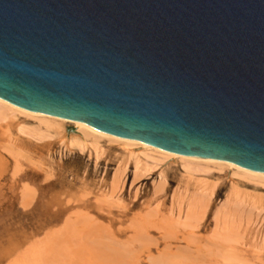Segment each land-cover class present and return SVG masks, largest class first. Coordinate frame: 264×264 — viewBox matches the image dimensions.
<instances>
[{
	"label": "water",
	"instance_id": "95a60500",
	"mask_svg": "<svg viewBox=\"0 0 264 264\" xmlns=\"http://www.w3.org/2000/svg\"><path fill=\"white\" fill-rule=\"evenodd\" d=\"M0 100L264 175V0H0Z\"/></svg>",
	"mask_w": 264,
	"mask_h": 264
},
{
	"label": "rangeland",
	"instance_id": "374dc122",
	"mask_svg": "<svg viewBox=\"0 0 264 264\" xmlns=\"http://www.w3.org/2000/svg\"><path fill=\"white\" fill-rule=\"evenodd\" d=\"M18 115L0 121V264H264L263 183Z\"/></svg>",
	"mask_w": 264,
	"mask_h": 264
},
{
	"label": "bare ground",
	"instance_id": "6f19581e",
	"mask_svg": "<svg viewBox=\"0 0 264 264\" xmlns=\"http://www.w3.org/2000/svg\"><path fill=\"white\" fill-rule=\"evenodd\" d=\"M15 114H19V115H21V116H25V117H29V119H31L32 118V120L35 122V120L34 119H36L38 122H40V124L37 122V124H39L38 126L39 127H37V129L35 130V132L33 133L36 137H38V136H40L41 134L43 135L44 133H48V134H50V132H52L54 129V131L53 132H55L56 131V134H57V128L59 127V125H61L62 123L64 124V123H68V124H73L74 126H76V128L77 129H79L80 131H82V132H84L83 134H84V136L86 135V134H88L89 136H92L93 138H95V139H106V140H108V143L111 141V142H117L118 144H123V146H124V144H125V146H127V147H129V146H139V147H142V149H145V151H149L150 153L151 152H153V154L155 153V154H158V155H160V157H164V158H173V159H178V161L179 160H181L183 163H184V168H186V169H188V171L190 170V169H192L193 167L194 168H196V169H199L200 167V165H206V166H214V167H217V168H224V167H227V168H230V169H233V171L237 174V176H240V177H243V179L245 178L246 180H250V181H253V182H257V184L259 183H263L262 184V186H264V175H262V174H257V173H254V172H250V171H248V170H245V169H242V168H240V167H237V166H235V165H232V164H230V163H226V162H220V161H215V160H210V159H197V158H188V157H182V156H177V155H173V154H170V153H168V152H165V151H162V150H159V149H157V148H154V147H151V146H149V145H146V144H142V143H139V142H134V141H129V140H124V139H120V138H116V137H112V136H109V135H107V134H104V133H102V132H100V131H98V130H96V129H94V128H92V127H90V126H88V125H86V124H81V123H77V122H72V121H67V120H63V119H58V118H54V117H49V116H43V115H37V114H32V113H29V112H26V111H23V110H21V109H18V108H16V107H13V106H11V105H9V104H7V103H5L4 101H2V100H0V121L1 122H4V121H6V119H9V118H11L13 115L15 116ZM18 115V116H19ZM16 117V116H15ZM34 118V119H33ZM14 119V118H13ZM23 120V119H22ZM36 124V125H37ZM22 128H20V130H21ZM24 131V130H23ZM26 131V130H25ZM27 132V131H26ZM32 133V132H31ZM27 134V133H26ZM27 135H29V133L27 134ZM29 136H32V134L31 135H29ZM87 136V135H86ZM88 136V137H89ZM86 141V140H85ZM91 142H92V140H91ZM71 144H72V142H71ZM96 144H98V143H96ZM79 145V144H78ZM81 146H82V144H80ZM79 145V146H80ZM80 146V147H81ZM98 147V146H97ZM96 150V149H95ZM97 152V151H96ZM148 152V153H149ZM202 168V167H201ZM227 168H225V169H227ZM195 169V170H196ZM202 170V169H201ZM199 172V171H198ZM187 173H189V172H187ZM191 173V172H190ZM206 173V172H205ZM252 183V182H251ZM157 188V187H156ZM159 189H161V190H163L162 189V187L160 188H158V191H159ZM160 192V191H159ZM256 210V209H255ZM242 212V211H241ZM247 216V215H246ZM247 218H248V216H247ZM250 218V217H249ZM248 218V219H249ZM257 218V217H256ZM67 219V218H66ZM247 219V220H248ZM250 222V221H249ZM248 224V223H247ZM69 225V224H68ZM172 228V227H171ZM94 230V229H93ZM102 231V230H101ZM239 231V230H238ZM71 233V232H70ZM92 233H93V231H92ZM92 233H90L91 235H92ZM98 233V232H97ZM102 233V232H101ZM106 234V233H105ZM94 235V234H93ZM101 235V234H100ZM232 235V234H231ZM90 236V235H89ZM227 236V235H226ZM229 236V235H228ZM234 236H235V234H234ZM142 237V236H141ZM236 237H237V235H236ZM139 238V237H138ZM65 239V238H64ZM138 240V239H137ZM136 240V241H137ZM59 241V240H58ZM101 241V240H100ZM148 241V240H147ZM189 241H191V240H189ZM233 241V240H232ZM240 241V240H239ZM60 242V241H59ZM151 242V241H150ZM61 243V242H60ZM120 243V242H119ZM151 243H153V242H151ZM150 243V244H151ZM97 244V243H96ZM121 244V243H120ZM134 244V243H133ZM144 244V243H143ZM186 244V243H185ZM204 244H205V242H204ZM233 244V243H232ZM85 245V244H84ZM154 245V244H153ZM189 245V244H188ZM191 245V244H190ZM238 245V244H237ZM93 246V245H92ZM121 246V245H120ZM140 246V245H139ZM104 246H102V248H103ZM107 247V246H106ZM154 247V246H153ZM89 248H90V246H89ZM144 248V247H143ZM146 248H148V247H146ZM165 248V247H164ZM168 248V247H167ZM213 247H211V249H212ZM182 250H183V248H181ZM189 249V248H188ZM196 249V248H195ZM194 249V250H195ZM206 250L208 249V248H205ZM88 250V249H87ZM90 250V249H89ZM108 250V249H107ZM98 252H99V250H97ZM110 251H113L112 249H110ZM116 251L117 252H120L119 250H115L114 252L116 253ZM128 251V250H127ZM135 251V250H134ZM163 251V250H162ZM178 251V250H177ZM205 251V250H204ZM255 251V250H254ZM95 252V251H94ZM97 252V253H98ZM103 252H105V250L103 251ZM184 252V251H183ZM187 252L188 251H186V254H187ZM211 252V251H210ZM232 252V250L230 251V253ZM234 252V251H233ZM76 253V252H75ZM84 253V252H83ZM107 253H108V251H107ZM130 253V252H129ZM128 253V254H129ZM178 253V252H177ZM180 253V252H179ZM185 253V252H184ZM199 253H200V251H199ZM259 253V252H258ZM258 253H256L257 255H258ZM101 254V253H100ZM118 254V253H117ZM123 254V253H122ZM190 254H191V250H190ZM232 254V253H231ZM90 255H92V254H90ZM90 255H89V258H90ZM97 255V254H96ZM110 255H111V253H110ZM181 255H182V253H181ZM234 255V254H233ZM101 256H102V254H101ZM78 257V256H77ZM88 257V256H87ZM117 257V256H116ZM96 258V257H95ZM229 258V257H228ZM98 259V258H97ZM121 259H122V257H121ZM120 259V260H121ZM125 259V258H124ZM152 259V258H151ZM225 259H226V257H225ZM231 259V260H230ZM234 259H236V258H234ZM75 260H76V258H75ZM80 260V259H79ZM96 260V259H95ZM99 260V259H98ZM114 260H115V257H114ZM118 260V259H117ZM155 260H156V258H155ZM158 260V259H157ZM229 260L230 261H232L233 262V260H232V257L231 258H229ZM239 260V259H238ZM241 260V259H240ZM100 261H101V259H100ZM109 261H111V259L109 260ZM109 261H108V263H109ZM119 261V260H118ZM153 261V260H152ZM159 262H161V260H158ZM258 261H260V260H258ZM74 262V261H73ZM86 262H89V260L87 259V261ZM236 262V261H235ZM247 262V261H246ZM82 263V262H81ZM103 263V262H102ZM112 263H114V262H112ZM116 263H118V262H116ZM116 263H114V264H116ZM119 263H121L120 261H119ZM118 263V264H119ZM124 263V262H123ZM122 263V264H123ZM156 263H157V261H156ZM163 263V262H162ZM74 264H75V262H74ZM88 264H90V263H88ZM101 264V263H100ZM126 264H127V262H126ZM150 264H153V263H150ZM160 264V263H159ZM230 264H232V263H230ZM243 264H244V262H243ZM248 264V263H247Z\"/></svg>",
	"mask_w": 264,
	"mask_h": 264
}]
</instances>
